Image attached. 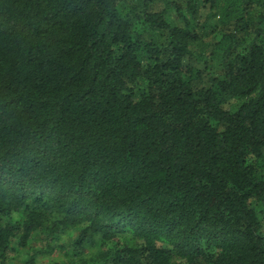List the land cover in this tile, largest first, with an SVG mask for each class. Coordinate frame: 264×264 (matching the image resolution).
I'll list each match as a JSON object with an SVG mask.
<instances>
[{"label": "trees", "instance_id": "1", "mask_svg": "<svg viewBox=\"0 0 264 264\" xmlns=\"http://www.w3.org/2000/svg\"><path fill=\"white\" fill-rule=\"evenodd\" d=\"M16 256L264 264V0H0Z\"/></svg>", "mask_w": 264, "mask_h": 264}, {"label": "rangeland", "instance_id": "2", "mask_svg": "<svg viewBox=\"0 0 264 264\" xmlns=\"http://www.w3.org/2000/svg\"><path fill=\"white\" fill-rule=\"evenodd\" d=\"M78 234V232H76V234H71L68 237H73L76 236ZM68 240V238H67ZM15 264H21V259L17 258V256L15 257V259L13 260ZM50 261L49 258H45V259H41L38 260V262L36 264H48V262Z\"/></svg>", "mask_w": 264, "mask_h": 264}]
</instances>
